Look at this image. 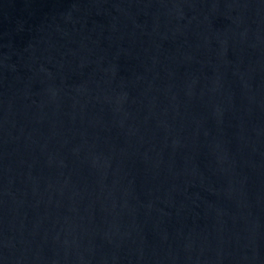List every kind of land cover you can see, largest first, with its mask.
Segmentation results:
<instances>
[{"label": "water", "instance_id": "1", "mask_svg": "<svg viewBox=\"0 0 264 264\" xmlns=\"http://www.w3.org/2000/svg\"><path fill=\"white\" fill-rule=\"evenodd\" d=\"M0 264H264V0H0Z\"/></svg>", "mask_w": 264, "mask_h": 264}]
</instances>
